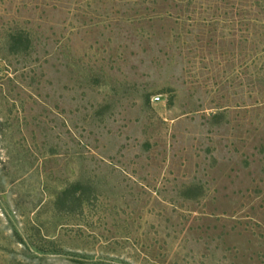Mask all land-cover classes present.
Here are the masks:
<instances>
[{
    "label": "rangeland",
    "instance_id": "374dc122",
    "mask_svg": "<svg viewBox=\"0 0 264 264\" xmlns=\"http://www.w3.org/2000/svg\"><path fill=\"white\" fill-rule=\"evenodd\" d=\"M0 264H264V0H0Z\"/></svg>",
    "mask_w": 264,
    "mask_h": 264
},
{
    "label": "trees",
    "instance_id": "16d2710c",
    "mask_svg": "<svg viewBox=\"0 0 264 264\" xmlns=\"http://www.w3.org/2000/svg\"><path fill=\"white\" fill-rule=\"evenodd\" d=\"M29 38L27 36V33L23 30L18 31L17 33L11 34L10 36V42H11V52H18L21 47H23V45H25L28 42ZM75 186V187H74ZM74 187V188H72ZM88 199V194H86L85 191V186L81 185V184H75V185H71L69 189H65L62 192V203H65V207L71 211L73 210L70 207H75V206H79L80 208L82 207V203L84 202V200ZM43 242V241H42ZM39 252H43V251H39Z\"/></svg>",
    "mask_w": 264,
    "mask_h": 264
}]
</instances>
